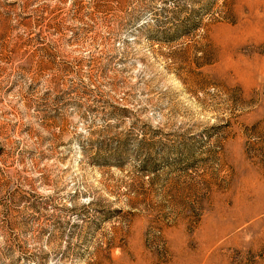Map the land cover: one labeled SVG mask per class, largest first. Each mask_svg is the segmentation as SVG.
<instances>
[{
    "label": "rangeland",
    "instance_id": "1",
    "mask_svg": "<svg viewBox=\"0 0 264 264\" xmlns=\"http://www.w3.org/2000/svg\"><path fill=\"white\" fill-rule=\"evenodd\" d=\"M0 264H264V0H0Z\"/></svg>",
    "mask_w": 264,
    "mask_h": 264
},
{
    "label": "bare ground",
    "instance_id": "2",
    "mask_svg": "<svg viewBox=\"0 0 264 264\" xmlns=\"http://www.w3.org/2000/svg\"><path fill=\"white\" fill-rule=\"evenodd\" d=\"M259 33H260V32H258V36H259ZM260 35H262V33H261Z\"/></svg>",
    "mask_w": 264,
    "mask_h": 264
}]
</instances>
